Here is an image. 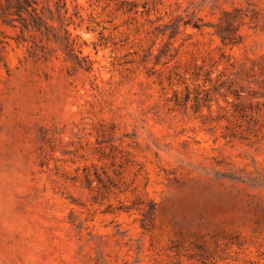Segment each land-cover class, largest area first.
Segmentation results:
<instances>
[{
  "label": "rangeland",
  "instance_id": "obj_1",
  "mask_svg": "<svg viewBox=\"0 0 264 264\" xmlns=\"http://www.w3.org/2000/svg\"><path fill=\"white\" fill-rule=\"evenodd\" d=\"M65 2L88 71L0 20V264H264V0Z\"/></svg>",
  "mask_w": 264,
  "mask_h": 264
},
{
  "label": "trees",
  "instance_id": "obj_2",
  "mask_svg": "<svg viewBox=\"0 0 264 264\" xmlns=\"http://www.w3.org/2000/svg\"><path fill=\"white\" fill-rule=\"evenodd\" d=\"M53 0H0V20L1 23L9 25L13 29L19 30V35L14 39L16 44L28 42L33 55L40 52L43 57L47 53V45L50 42L58 45L67 54L69 60L76 66L88 71L89 64L82 66L84 61L78 57L75 51L76 43L71 39L70 33L64 26V17L60 10L67 13L65 0H56L55 14L58 28H54L48 23L54 20V13L50 10L49 2ZM222 41L229 40L223 35Z\"/></svg>",
  "mask_w": 264,
  "mask_h": 264
}]
</instances>
